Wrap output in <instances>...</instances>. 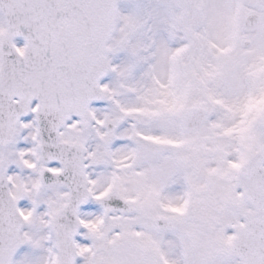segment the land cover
I'll use <instances>...</instances> for the list:
<instances>
[{"label": "snow or ice", "instance_id": "snow-or-ice-1", "mask_svg": "<svg viewBox=\"0 0 264 264\" xmlns=\"http://www.w3.org/2000/svg\"><path fill=\"white\" fill-rule=\"evenodd\" d=\"M0 264H264V0H0Z\"/></svg>", "mask_w": 264, "mask_h": 264}]
</instances>
